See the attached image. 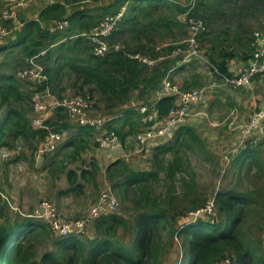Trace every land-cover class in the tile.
<instances>
[{
	"label": "rangeland",
	"instance_id": "374dc122",
	"mask_svg": "<svg viewBox=\"0 0 264 264\" xmlns=\"http://www.w3.org/2000/svg\"><path fill=\"white\" fill-rule=\"evenodd\" d=\"M142 4L143 8L132 14L135 17L134 30L138 34L127 32L123 36L118 35L120 29L118 25L113 33V41L121 43L129 51L139 52L137 54L141 57L154 60L180 46L187 38L186 28L176 20L178 14L176 15L175 11L161 7L164 4L156 2ZM258 6L260 4L256 7ZM223 7L226 17L220 19L214 17L215 21H206V32L216 33L224 29L233 31L239 19L251 24L253 32H264V3H261V7L253 8L242 1L236 3L223 1ZM238 9L244 10L238 13ZM128 16L127 10L124 17ZM11 26V23L5 24V27ZM69 33H76L74 26L69 25L58 34L61 37ZM212 37L204 35L201 38V53L204 58L202 61L184 60L182 56L164 59L153 66L138 61L141 66H146L149 76L155 77L152 83L157 80L153 84L156 87L155 91L160 88L166 76L182 89H204L203 97L196 105L207 104L206 111H202L200 109L202 107L193 109L194 104L184 125L189 128L193 126L194 129H191L196 132L199 140H194L188 135L182 136L172 153L161 154L159 149L166 144L144 151L137 147L135 134L125 135L127 131L123 130L124 139H119V146L104 151L112 153V159L122 164L111 173L106 171V166L111 162L107 161L105 166L99 160L103 150L96 144L93 132L90 137L84 133L89 139L70 138L78 129L74 128L68 116L66 117L68 131H60L67 133L63 141L52 152L40 153L46 138L37 130L35 122L44 118L50 123L49 126L54 125L53 130H58L59 123L56 122L58 113L54 111L52 114L50 110L35 113L33 100L38 95L44 106H48L54 101L89 95L95 103V108L88 114L101 116L107 121V127L112 124L118 127L117 129L123 117H115L132 107L125 106L129 102L123 104L119 97L107 101L98 93L95 86L84 85L79 76L68 68H64L57 79L52 78L47 92L40 94L41 91L37 92L34 84L17 77L20 71L28 67L23 51L14 49L0 55V77L14 76L18 81L16 87L19 91L18 97L9 92L4 95V99L0 93V120L7 121L6 113L10 108L19 109L29 120L25 135L8 129L4 138L5 144L0 148V226L13 225L24 219L43 225L42 230L32 233L25 241L29 258L20 264H40L49 255L54 257L60 255L59 239L55 237L56 235L44 221L32 218L42 201L51 203L56 217L60 219H89L104 192H110L116 199L117 205L111 212L126 221V228L118 227L115 234H108L114 242L132 241L139 214L159 210L167 215V227L160 232L159 256L163 264H187V247L178 234L181 224L198 218V211L209 204H212L211 212L203 213L199 217L204 221L216 216L222 219V215L216 210L217 198L227 194L233 202L235 201L240 212V220L236 226L240 248L254 255L253 264H264V121L250 135L245 136L242 133L240 126L247 123L249 115L241 122L240 111L228 97L233 87L224 85L208 61L207 54L212 46L210 44ZM54 49L44 41L41 47L35 50L36 53L44 51L46 54ZM62 55L73 56L66 53ZM84 58H87V55H83L82 59ZM57 59L54 55L49 58L44 55L38 62L47 70L54 68ZM163 67L168 68L167 70L172 67L176 69L167 71L159 80L157 79L159 73L154 72ZM3 86L4 83L0 81V91ZM152 92L150 89L144 92L139 99L140 103H151L154 100ZM138 106L132 108L137 109ZM133 118L136 119L135 116ZM174 139L175 137L171 141L169 138L170 144ZM74 144L80 146L78 151ZM244 149L254 151V157H250V161L241 167H237L234 165L235 157ZM91 161L97 164V171L90 166ZM175 162L178 164L177 167L171 169L170 166ZM132 171H148L155 176L142 185L128 186V176ZM94 220L89 221L86 233L79 237L84 243L88 238L98 236ZM230 256L231 254L226 253L224 258Z\"/></svg>",
	"mask_w": 264,
	"mask_h": 264
},
{
	"label": "trees",
	"instance_id": "16d2710c",
	"mask_svg": "<svg viewBox=\"0 0 264 264\" xmlns=\"http://www.w3.org/2000/svg\"><path fill=\"white\" fill-rule=\"evenodd\" d=\"M81 1L65 0L64 4L47 6L39 13L38 21L27 22L22 32H18L14 39L5 44H0V55L12 52L14 49H20L23 51L26 64L28 65V60L37 54L35 49H39L42 42L47 41L50 46H53L55 49L52 52L48 51L45 55H47V58L54 55L58 58V63L56 62L54 68L45 70L47 81L37 87V92L49 88L48 85L51 84L52 78L57 79L59 73L64 68H68L71 72L76 73L84 85L95 86L98 93L107 101H113L114 98L119 97L118 99L124 104L126 101H129L130 94L133 92H137L138 97H142L141 95L149 89L155 91L156 87L153 84L157 80L152 83L155 77L149 76L146 66H141L137 60L129 59L126 56L128 52L136 54L139 52L129 51L122 45V51L111 53L102 59L97 58L92 54V46L89 40L82 36V34H88L94 29L105 14L117 13L121 7L118 6L119 0H115L110 5L111 7H117L113 12L100 8L97 11L101 12L99 14L90 13V15H87V11L84 10L76 11L72 14L66 13L65 5ZM223 1L228 3L242 1L255 8L258 4H260L258 7H261V3H264V0H214L213 2L209 0H197L194 15L202 19L205 24V30L201 34V38L204 35L213 36L212 40H210L212 46L207 54L208 61L213 69H216L223 75L230 76L229 64L231 61L236 58L246 60L251 57L255 49L253 46L254 32L253 26L246 23L243 19L238 20L233 31L224 29L222 32L216 33L206 32V21H215L214 17L217 19L226 17ZM144 2L146 4L148 2L164 4L161 7H167L172 12L175 11L176 15L181 12L180 7L160 0H133V4L129 8L127 7L124 12L125 14L128 10L129 16L125 18L123 15L118 24L120 25L118 35L123 36L127 32L130 34L135 32V17L132 14H134V11L137 12L143 8L142 3ZM243 10L238 9L237 11L241 13ZM65 18L68 19L70 27L74 26L78 28V33H69L66 36L60 37L59 32L50 33L45 28L40 27V23L48 26V21H58ZM181 26L183 25L181 24ZM111 39L113 40V34ZM64 53L73 56L64 57L62 55ZM83 55H87V58L82 59ZM167 69L165 67L163 69L160 68V70L157 69L154 72L155 74L159 73L157 79H162L166 75ZM0 81L4 83V88L0 91L3 99L4 95L9 92L14 93L18 97L19 91L16 87L18 81L14 76H1ZM173 103L174 99L172 97L160 99L157 103L160 116H165L173 106ZM132 107L124 110V114H122L123 120L119 129L112 124H110V127L106 126L108 130L115 131L120 140L124 139L122 132L125 127L128 128L125 135L136 134L142 128L141 115L138 112L139 106L137 109ZM55 111H57L56 114L58 113L56 116V122L59 123L58 130H53L54 125L49 126L50 123L47 121L43 123L44 128H37L45 138L48 131L51 130L54 132L68 131L69 126L66 123V114L63 108H57ZM61 112L63 115H59ZM6 120L5 122L0 120V148L5 144L4 138L8 129H14L19 135H25V128L29 125V120L25 114L16 108L7 110ZM83 130L88 137L92 135L93 131L91 129L83 128ZM185 135L190 136L194 140H199L193 129L183 126L175 134L173 143L159 149L160 153H172L180 137ZM74 147L78 151L80 146L74 144ZM250 157H254V151L244 149L236 155L234 165L241 167L245 162L250 161ZM119 165L122 164L115 161L107 167L106 171L111 173ZM177 165V162H175L170 168L173 169ZM90 166L95 171L98 170L95 161H91ZM154 176V173L148 171H132L128 176V186L142 185ZM216 210L219 215H222V219L216 216L209 221H204L199 217L203 215V213H200L198 218L192 219L193 221L181 224L178 234L187 247V264H218L220 260L225 259L226 253L231 254L229 258L234 264H253L252 259L254 255L250 251H246V249L242 250L238 244L236 226L240 220V212L235 201L233 202L227 194L220 195L217 198ZM94 222L98 236L88 238L84 243L79 237L69 236L60 238L56 235L55 237L59 239V257L49 255L40 264H163L159 256L161 244L160 232L168 224L167 215L163 211L152 210L139 214L134 226V237L130 243H117L108 237L109 233L115 234L118 227L126 228V221L122 217L109 213L96 218ZM42 229L43 225L34 223L29 219H24L13 225L5 224L4 226H0V264H20L26 261L29 255L25 241L30 238L32 233H37Z\"/></svg>",
	"mask_w": 264,
	"mask_h": 264
},
{
	"label": "built area",
	"instance_id": "2783aa9c",
	"mask_svg": "<svg viewBox=\"0 0 264 264\" xmlns=\"http://www.w3.org/2000/svg\"><path fill=\"white\" fill-rule=\"evenodd\" d=\"M160 1L181 8V12L178 13L176 20L185 26L187 38L169 54L165 56L160 55L154 60L130 52L126 53V56L129 59L137 60L149 66H153L164 59H173L176 56H182L184 60L194 59L202 61L204 58L201 53L200 41L201 34L205 30V24L202 19L194 15L197 0H185L184 2L178 0ZM19 5L20 3H17L5 7L0 11V39L8 38L21 27L20 23H18L17 16V8ZM126 9L127 6L121 7L115 14H105L94 29L88 34H82L83 37L89 40L92 46V54L95 57L102 59L111 53L122 51L123 47L121 43L113 41L111 36L116 31ZM10 23L12 25L11 27H5V24ZM68 26L69 21L65 18L56 21L53 25L45 29L53 33L60 32ZM253 46L255 49L249 59V63L234 74L230 76L223 75L212 68L216 75L225 83L224 85L243 88L249 85L255 77L264 74V37L261 33L254 32ZM44 55L45 52L41 51L30 58L28 60V67L20 71L17 77L22 81H29L34 84L36 88L46 82L47 77L44 67L38 62ZM31 66H35L33 67L34 69ZM47 90L48 88L41 91L40 94L46 93ZM204 92L202 88L182 89L166 76L160 88L155 91L154 100L151 103L141 104L138 108V112L141 115L142 128L135 135L137 147H140L144 151H148L162 144L168 137L175 136L178 129L183 127L187 122L191 107L201 100ZM163 97H172L174 103L165 116H160L157 103ZM57 108H63L66 117L68 116L70 118L74 128L79 129L83 127L91 129L95 135V142L101 150H112L119 146V137L115 131L106 128L107 121L99 115L91 116L88 114L95 108V103L89 95H78L70 100L54 101L48 106H44L38 95H36L33 100V110L35 113H45L49 110L50 112H54ZM44 121V118H41V121L36 120V127L44 128ZM263 121L264 108L254 110L249 115L247 123L241 125L240 129L245 136H248L256 131ZM65 134L67 135L66 132H48L43 147L39 152L42 154L52 152L55 147L63 141ZM116 205L115 197L110 192H104L101 194L99 203L89 219L66 220L56 217L55 209L51 203L42 201L32 218L38 221H44L49 229L60 238L69 236L80 237L86 233L87 225L90 220L112 213L111 211L114 210ZM211 210L212 204H209L201 211H198L197 214L211 212ZM219 262L221 264H230L231 261L229 258H225Z\"/></svg>",
	"mask_w": 264,
	"mask_h": 264
},
{
	"label": "crops",
	"instance_id": "0c3cea01",
	"mask_svg": "<svg viewBox=\"0 0 264 264\" xmlns=\"http://www.w3.org/2000/svg\"><path fill=\"white\" fill-rule=\"evenodd\" d=\"M64 1L65 0H0V11L2 9H4L5 7L20 3V5L17 8V10H18L17 16H18V23H20V25H21V27L13 35L9 36L6 39H0V44L1 45L5 44L6 42L14 39V37H16V34L18 32H20V33L22 32V30L24 29L25 24L27 22L38 21V15L44 8H46L47 6L52 5V4H64ZM114 1L115 0H86V1L82 0L81 2H76L73 4L65 5L66 13L72 14L73 12L84 10V11H87V15H90V13L91 14H95V13L99 14L101 12H97V11H99L98 9H100V8H102V9L105 8V9H108L109 12H113L117 8V7H111L110 6V5H112V3ZM132 4H133V2L131 0H125V1L119 0L118 6L129 7ZM102 18H103V16L101 17V20H102ZM55 22L56 21H54V20L48 21V23H47L48 26H46V24H44V23H40V27L46 28V27L53 25ZM75 31H76V33L79 32L77 27H75ZM261 34L264 37V32H262ZM249 59L250 58H248L246 60H240L238 58L234 59L229 64V72L231 74H234L239 69L245 67L249 63ZM175 69H176V67H172L168 71H173ZM153 93H154V91L152 92V96H153ZM228 97L232 99V102L234 103L236 108H238V110L240 111L241 122L243 120L245 121L244 117H248V115H250L251 112H253L254 110H259V109L264 108V74L255 77L249 85H247L243 88L233 87V89L229 91ZM140 98L141 97H138L137 92L131 93L130 97H129V101H128L129 103L125 104V106L131 107L132 105L141 104L140 100H139ZM206 105L207 104H204L203 106L202 105L198 106L195 104L193 109H195L196 107H202L200 109L202 111H206V109H207ZM202 111H200V112H202ZM52 114H53V112H52ZM122 116L123 115H119L118 117H115V118H121ZM190 128L194 129L193 126H190ZM124 130L127 131L128 128L125 127ZM73 135H74V133H73ZM73 135H71L70 138L80 137V139H83V140L89 139L87 136L84 135L83 128L81 130H78V132L75 133L76 136L75 135L73 136ZM174 137L175 136L168 137L167 139H165L163 141L162 144H166V145L170 144V142L172 141V139ZM169 138L171 140L170 142H169ZM112 152L115 153L117 151H112ZM112 158H113L112 153L109 154V153L104 152V150H103L102 151V157H100L99 160L102 163H104L103 165H105V163L107 161L111 162L110 164H112L115 161V159H112ZM108 166H106V167H108Z\"/></svg>",
	"mask_w": 264,
	"mask_h": 264
}]
</instances>
